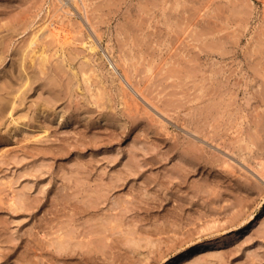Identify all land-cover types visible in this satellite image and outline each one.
Segmentation results:
<instances>
[{
    "label": "rangeland",
    "instance_id": "1",
    "mask_svg": "<svg viewBox=\"0 0 264 264\" xmlns=\"http://www.w3.org/2000/svg\"><path fill=\"white\" fill-rule=\"evenodd\" d=\"M83 3L0 0V264H264V0Z\"/></svg>",
    "mask_w": 264,
    "mask_h": 264
},
{
    "label": "bare ground",
    "instance_id": "2",
    "mask_svg": "<svg viewBox=\"0 0 264 264\" xmlns=\"http://www.w3.org/2000/svg\"><path fill=\"white\" fill-rule=\"evenodd\" d=\"M138 1H139V5H138L139 7L138 6L137 7L139 8V10H141V13H143V15H145L144 21H146V20L148 22H151L152 20L161 21L167 25L172 26L171 24H173V25H177L179 27H181L179 24L185 26V24L190 25V24L194 23V25H196L200 22L199 16L201 14L199 13V10H196V8L194 9L195 10L194 14L192 12L193 15L190 14V16H188L185 14L186 10L184 9L185 7L183 6V4H184V1H186V0H138ZM83 2L85 3V0H83ZM84 3H83V6L85 7ZM76 7L78 8L77 10H80V11L82 10V7H79L77 4H76ZM59 8L63 11V13L67 12V9L65 10V8L63 6L56 7V9H54L53 13L48 15L46 17V19L44 20V22L41 23L38 26V28L33 30L27 44L25 45V47H23V52L24 51L25 52L23 54L22 60H25V56L27 53L30 54L31 59L29 62V66H31V67L35 66V64H36L35 57H36L37 52L40 51L38 45L40 43H43L44 39L47 36L57 35V33L63 28V19L61 17H59L57 19V21L53 20V16L57 15V11ZM97 8L94 7V9H91V10L89 8V14L86 12V17H85V21H86V23L89 24L91 31L95 32L96 34H97L96 27L92 23L91 24L89 23L90 18L88 17V15L90 16L92 14V12H95L97 10ZM143 15H142V17H143ZM143 18L141 19L142 21H143ZM187 25L185 27H187ZM44 28H46L47 30L44 31L41 34V36H39L37 32H39V30L44 29ZM94 48H95V46L89 47L90 50H92ZM41 54H43L42 49H41ZM42 57H43V61H44L46 59V56L42 55ZM106 57H107V61H108V64L110 65L111 70L117 75L118 79H120V82L124 85V87H127L128 89H130L131 92H134L138 95L140 94V96H141V94H142L141 90H139V88H137L138 86L136 87L133 84V82H131L132 79L129 80V78H131V77L129 76V74H127V72H126L127 70L126 69L124 70V68H123L122 71H119V69H120L118 67V66H120L119 61L116 58H114L113 56L112 57L109 56L108 54L106 55ZM37 69H38V72H43V69H44L43 63L39 62ZM25 74H26V81L25 82H27V80L30 82V77H29L28 73H25ZM141 97L144 98V96H141ZM24 124L25 123H23L22 125L24 126ZM37 134L38 133H35L32 136L36 137ZM256 220L257 219L253 215H250L243 222V229L242 230L238 229L234 226V229L232 231L233 237L240 234L241 231L248 229ZM59 229H61V225H59V226L54 225V226L50 227V230L52 233L59 231ZM171 256L172 255L170 254V258H171ZM168 261H169V259L163 260L161 264H167Z\"/></svg>",
    "mask_w": 264,
    "mask_h": 264
}]
</instances>
